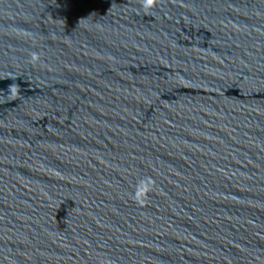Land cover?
Returning a JSON list of instances; mask_svg holds the SVG:
<instances>
[{
  "label": "water",
  "instance_id": "obj_1",
  "mask_svg": "<svg viewBox=\"0 0 264 264\" xmlns=\"http://www.w3.org/2000/svg\"><path fill=\"white\" fill-rule=\"evenodd\" d=\"M0 264H264V0H0Z\"/></svg>",
  "mask_w": 264,
  "mask_h": 264
}]
</instances>
